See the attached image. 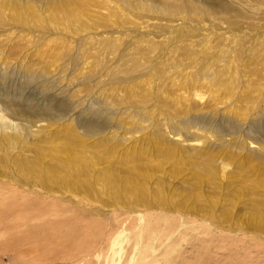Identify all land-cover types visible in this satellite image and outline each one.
Listing matches in <instances>:
<instances>
[{"label":"rangeland","instance_id":"obj_1","mask_svg":"<svg viewBox=\"0 0 264 264\" xmlns=\"http://www.w3.org/2000/svg\"><path fill=\"white\" fill-rule=\"evenodd\" d=\"M0 58L29 71L0 89V264L71 225L105 231L81 264L115 230L136 264H264V0H0Z\"/></svg>","mask_w":264,"mask_h":264},{"label":"bare ground","instance_id":"obj_2","mask_svg":"<svg viewBox=\"0 0 264 264\" xmlns=\"http://www.w3.org/2000/svg\"><path fill=\"white\" fill-rule=\"evenodd\" d=\"M1 59L2 58H0V60ZM2 67H3V71L5 73H6V71H9V69H10V65L8 64V62L3 63ZM15 70H16V68H15ZM20 72H22V69H19V71H18V68H17V70L14 74H11L10 72H8V73H6L7 75H5V73L2 74V72L0 70V89L4 90V92H5V89L10 90L9 97L14 101V106H15V102L16 101L18 102V100L21 98V97H19V95L22 94L23 86L27 84V81H29V79H26L25 82H22V77L23 78L29 77V74H28L29 71H27L26 73L24 72L22 75ZM5 80L8 82V84L3 83ZM211 81L218 82V79L216 78V76H214V78H212ZM228 85H229V83H228ZM7 87H11V88L9 89ZM197 97H199V99H202L201 96H197ZM19 101H21V100H19ZM241 111L242 110L239 108V117H241ZM232 117L235 120L238 119L236 116H232ZM2 121L3 120L0 118V129L1 130H3V129L13 130V131L18 130V127L12 126L11 124H8V123L3 124ZM186 122L188 124H191L190 128H192V126H197V125H194L192 123L191 119H188V121H186ZM35 123H36L35 121H29L26 124H22V127H23L24 131H26L27 129H29L28 126H30V128L36 127ZM234 124L235 123H232V127H230V120H229V123L227 122L226 126L229 129H232L234 127ZM216 127L217 126L215 124H213L212 128H210V126H207V129H210L212 131H216ZM237 136H239V133ZM242 140L244 143L245 139H242ZM242 140H240V139L237 141L228 140V144H227L228 147H234L237 151H239L240 159L242 158V154L240 152L243 151V149H241V145H243ZM258 144L260 145V143H258ZM261 144H264V143H261ZM228 147H226V148H228ZM246 147H248V145H246ZM244 149L247 150V148H244ZM263 149L264 148H262L260 150H263ZM232 157H235V156L233 155ZM251 159H252V157H247L246 159H244V162L246 164L247 163L251 164ZM241 164H242V161H241ZM112 185L113 184L111 183V186ZM132 192H133L132 199H139V197L143 193L142 189L138 186L133 187ZM34 211L36 213L39 212V213H42L45 215H50L51 212L53 214L54 213L53 211H56L57 215H59V213H61L58 209H54V208H51V210H40V211L34 209ZM18 212L19 213L23 212V210L21 209V210L17 211V213ZM12 215L14 216L15 214L13 213ZM27 215H29L28 212H26L24 217H20L19 215H17V216H18V218H21L22 222H24V221H28ZM18 225H20V224H18ZM28 225L29 224H26V226H25L27 229H29V227H30ZM13 227H14V225H12V228ZM92 228H94V231H91ZM92 228H90V227H87V228H80L79 227L78 228L77 226H74V225L67 226L66 233H67L68 238L65 239V237L63 236L62 239H58V241L56 243L51 238V241L53 242V244H50L51 248L50 249L48 248V251L44 253V256L47 259H48V257H50V258L52 257V260L56 261V262H52V264H64L63 261L67 262L66 264H69V262H70V264H72V263L73 264L83 263V256H85L88 252H90V251H92L93 253L97 252V250H96L97 242L99 241L101 234L105 233L104 230H101L98 227H92ZM42 230H43V233H42L43 235L41 234L40 236L44 237L46 240H48V234L47 233L54 232L51 225L46 226ZM1 231H2V229H1ZM118 231L119 230H115V231L111 232L110 236L107 238V243H105V247L96 256V259L98 261H100L96 264H120L124 255L126 256L127 261L124 262L123 264H136L137 263L136 252L138 251L139 243L136 244V247H135L134 252L132 254H129V255H127V253L125 254V250L123 249V244L125 243V238H123L124 237L123 233H118ZM81 232H82V235H81ZM82 236H83V238H82ZM146 236L147 235L144 232H142L139 234L138 237H139V239H145ZM25 238H28L29 241H33L35 238V234H33L31 232H27L25 235ZM81 238H82V240H81ZM137 242H139V241H137ZM34 253L37 254L39 257L43 256V252H41L40 250L37 252L34 251ZM29 255L31 256L32 254L29 253ZM57 257H59V259H61L63 261L58 260ZM101 257H103L104 259H101ZM45 260L46 259L43 258L41 261H45Z\"/></svg>","mask_w":264,"mask_h":264}]
</instances>
